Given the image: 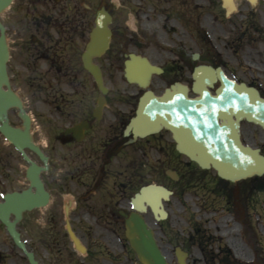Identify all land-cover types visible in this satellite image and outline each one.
Wrapping results in <instances>:
<instances>
[{"label":"flooded vegetation","instance_id":"obj_1","mask_svg":"<svg viewBox=\"0 0 264 264\" xmlns=\"http://www.w3.org/2000/svg\"><path fill=\"white\" fill-rule=\"evenodd\" d=\"M100 3L113 17L110 47L95 60L108 89L105 95L82 62L95 25L96 0H22L15 13L29 37H21L17 46L16 65L23 70L15 74L9 65L10 84L15 88L22 73L26 84L39 85L43 155L28 146L23 154L0 131V202L10 194L37 191L30 174L33 160L40 166L52 205L21 208L20 215L10 213L27 245L31 238L22 226L31 221V212L38 211V223L56 224L69 239V220L80 235L87 251H77L70 242L74 264H142L125 230L131 190L137 181L171 179L169 169L180 179L197 174L199 165L186 151L193 69L205 62L206 48L213 44L201 28V15L192 17L193 0ZM213 65H221L237 79L219 58ZM222 83L219 78L217 86ZM22 98L27 115L33 116L31 129L36 121L31 109L35 100L28 105ZM7 116L13 126L25 130L27 121L19 108L11 106ZM234 119L237 115L232 114L231 123ZM256 130L264 134L255 123L241 121L243 141H254ZM66 193L72 198L64 202ZM0 226L7 233L1 220ZM23 256L7 247L0 253V264H22Z\"/></svg>","mask_w":264,"mask_h":264},{"label":"rangeland","instance_id":"obj_2","mask_svg":"<svg viewBox=\"0 0 264 264\" xmlns=\"http://www.w3.org/2000/svg\"><path fill=\"white\" fill-rule=\"evenodd\" d=\"M220 1L193 0L191 5L192 17L201 15L200 25L206 28L214 39L217 37L214 44L215 49L206 52V59L212 62L220 57L236 77L244 81H250L260 87L264 93V33L260 34L259 29L251 26V22L247 18L248 15L252 14L254 23L264 29V0H259L254 11L246 1L240 0L237 4L239 5L238 10L227 17L223 14ZM20 4H22V0H15L14 5L1 14L2 22L9 33H7L8 43L12 49L10 68L15 69V74L23 70L16 65L20 59L17 53V46L21 42L20 38L29 37L26 26L20 23L19 17L16 15ZM99 5V0H96V7H99ZM241 24L244 25L240 26ZM244 31H246L245 36L240 38L241 32ZM15 32L17 33L15 34ZM218 48L220 51L217 50ZM17 83L13 86L25 98L26 104L29 105V103L31 104L30 100H35L32 102L33 105L31 104V109L36 114L32 134L34 140L40 143L42 132L38 131L40 126L39 85L26 84L22 73L18 76ZM11 116V119L15 121L14 116L12 114ZM251 145H263L262 137L260 138L256 134V143ZM194 167L195 164L191 168L192 171ZM201 171L203 173H200ZM196 172L195 176L183 177L178 181L171 180L168 177H161L157 180L174 191V195L165 203L168 217L157 221L150 216L151 224L156 230L158 241L166 253L169 263L177 264L174 255V248L177 245L182 246L189 252V264H224L223 256L226 255L223 250L225 249L224 245L229 248L232 254L231 261L233 260L231 258H235L250 263L256 257L260 258L261 256H257L254 248L247 243L242 233V220L245 219L240 220L235 217L236 210L241 212L239 209L245 211L250 225L254 228L257 243L262 249V262H264V176L232 183L214 178L211 170L204 172V170L198 169ZM144 182L146 181L135 182L131 191L136 190ZM244 186H248V194L245 195L246 188L242 197H240V190H243L242 187ZM232 189L234 191L233 202L239 208H235L236 210L231 207L229 201ZM69 198H72L71 193H66L64 202ZM236 198L239 201L235 200ZM52 210L53 207L49 211ZM31 213V221L29 220L23 224L22 231L31 238L29 249L35 253L37 259L42 264H74L71 255L73 250L69 240L64 235V231L56 228L54 223L47 222L46 226L43 220L41 223L35 221L41 220V212L33 211ZM80 229V232H82L83 228ZM196 230L208 239V243L205 242L207 251L214 254L213 259L210 261L205 250L200 246ZM227 232L229 233L227 234ZM4 234V229L0 226V244L5 242V245L0 249V253L10 247L13 252L20 254V250L12 247L8 235ZM216 237H220L222 242H218ZM231 239L236 240L239 252L236 253L229 245L228 240ZM22 264H27L24 257Z\"/></svg>","mask_w":264,"mask_h":264},{"label":"water","instance_id":"obj_3","mask_svg":"<svg viewBox=\"0 0 264 264\" xmlns=\"http://www.w3.org/2000/svg\"><path fill=\"white\" fill-rule=\"evenodd\" d=\"M11 0H0V11L8 6L10 4ZM111 22V15L102 8L100 11H98L97 19H96V27L93 29L91 34V40L88 45V50L84 54V62L85 66L95 75L96 81L98 83V86L106 92V89L103 85V77L101 74V69L98 65H94L91 61V56H99L102 55L106 49L109 47L110 41H111V29L109 27V24ZM8 59V52L6 45L3 41V32L0 37V121L3 118V115L5 113V108L7 104L2 103L1 98L3 96L7 97L9 100L13 99L15 100V97L12 95H8L5 91L1 88V83L3 81H6V70L5 65L6 61ZM214 80L210 81V85L213 84ZM243 86V87H242ZM254 96L252 99H248L244 96V93L248 92L249 89L244 88V84L234 85V90L228 89L227 93L229 95L223 100L224 102H228L229 106L226 107L227 109L235 108L234 102L243 103L245 107H243L242 110H245L247 113V117L250 120L255 121L256 123L260 124L264 128V98L259 94L258 90H255L251 88ZM201 93L200 97H195L192 99V111H193V122H192V131L193 135H196L194 137L195 141H200L204 139L209 138H223V139H230L234 141L235 146L239 147L241 151L249 150L250 152L257 153L258 150H250V148L246 147L244 148L239 140V131L238 127L234 128V131H230L229 127H224L223 129L220 128L217 122V118L219 115V111L223 109L221 106L222 100H220L219 97L216 95H212L207 89L199 90ZM221 90H218V93H220ZM242 94L243 97H237L232 96L231 94ZM11 98V99H10ZM233 101V102H232ZM0 128L4 133L9 137V139L14 142L18 147H22L24 142H27V136H23V134L11 127L7 123H3L0 125ZM219 129H222V131H219ZM192 156L199 161V163L204 167H209V162L199 158L194 153H192ZM259 159V163L262 166H260L256 170L245 169V168H238L229 172L224 171L221 168H219V173L222 176H225L227 178H230L232 180H239L241 178H246L248 176H252L254 174L261 175L264 173V157L261 155L257 156ZM215 165V164H214ZM217 166V164H216ZM218 167V166H217ZM32 173V178L35 184L39 187V190L41 191L43 198L41 196H35V195H29L26 194L24 197L20 196H10L7 198V201L4 204H0V217L7 223L10 232L15 236V239L17 243L25 250L27 255L30 258V261L32 264H38V262L33 258V255L28 252L25 249L24 244L20 241L19 235L16 233L14 227L10 222L7 221V213L8 209L12 208V205L15 203H21L26 206H35L38 204V202H41V199H44L46 197V192L41 185L37 175H35L34 171ZM153 187V186H152ZM154 188L159 189L161 191L160 197L158 196L156 203L154 204V208L156 211L160 212L162 217H165V212L161 209V198L168 197V191L162 187V186H155ZM150 189V186L145 187L141 190L139 194L136 196L135 204L137 205L138 210L140 211H132L127 219V235L130 240V243L132 247L137 251L139 254L140 260L144 264H168L166 256L163 254L161 248L159 247L155 236L153 229L149 226V223L146 221L145 217L141 213L143 209H145V204L142 199V194L146 193V190ZM43 204L45 203L42 202ZM17 205H15L14 208H18ZM71 236L77 243L79 247V241L74 236V234L70 231ZM177 257H178V263L179 264H186V256L187 253H184L181 251L179 247H177Z\"/></svg>","mask_w":264,"mask_h":264},{"label":"bare ground","instance_id":"obj_4","mask_svg":"<svg viewBox=\"0 0 264 264\" xmlns=\"http://www.w3.org/2000/svg\"><path fill=\"white\" fill-rule=\"evenodd\" d=\"M249 1L251 4H255L257 0ZM223 2L224 6L228 9V11L230 10V8L233 9L232 0H223ZM234 5L236 8V2H234ZM189 149L199 158L201 157L203 160L209 162L210 164H219L224 170H227V167H230L229 171L232 170V168H251L252 170H256L259 168L260 165V163L258 166L255 165L256 157L251 156V154L247 152L241 151L238 147L235 146L234 142L230 139H223L219 137L204 139L197 142L191 140ZM260 166H262V163ZM142 195L143 196L141 201H143L145 205L149 204L152 208V211H147V214L149 216H147V220L151 221L150 216L158 218V213L154 208V204L156 203L158 196L160 197L161 191L154 187L152 188L151 186L150 189H147L146 193ZM231 219L233 218L231 217ZM228 233L229 232H227V234ZM228 243L236 253L239 252V247L236 240H228ZM240 249L242 248L240 247Z\"/></svg>","mask_w":264,"mask_h":264},{"label":"trees","instance_id":"obj_5","mask_svg":"<svg viewBox=\"0 0 264 264\" xmlns=\"http://www.w3.org/2000/svg\"><path fill=\"white\" fill-rule=\"evenodd\" d=\"M228 262H229V260H228ZM264 264V263H263Z\"/></svg>","mask_w":264,"mask_h":264}]
</instances>
